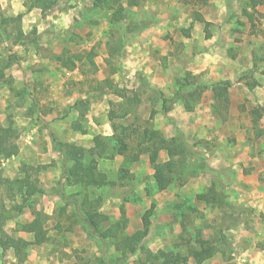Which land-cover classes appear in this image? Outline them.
<instances>
[{
  "label": "rangeland",
  "instance_id": "374dc122",
  "mask_svg": "<svg viewBox=\"0 0 264 264\" xmlns=\"http://www.w3.org/2000/svg\"><path fill=\"white\" fill-rule=\"evenodd\" d=\"M10 1L0 0V128H11L10 141L17 152L0 158V178L13 181L29 176L41 193L22 202L16 189L0 185V228L8 236L31 241V234L17 229L39 212L45 217L48 236L45 243L29 247L23 264H160L159 252L186 255L195 263L192 252L207 246L225 248V231L234 222L257 220L248 202H238L234 196H252L253 187L259 191L246 181L254 172L256 183L264 171L261 173L257 163L244 165L245 161L236 159L226 169L207 165L201 149L210 156L213 150L209 148L219 144L207 140L203 144L196 137L208 136L209 127L216 130L221 122L214 126L207 118L208 107L200 103L210 93L213 97L217 89L214 83L206 84L210 82L207 74L193 75L187 69L199 65L195 61L198 51L212 47L207 33L217 30L228 37V33L234 35L227 41L226 55L237 57L240 67H250L241 75L246 82H256L255 77L264 75V26L258 20L259 12L258 18L249 19L248 0H236V9L227 7L222 22L209 23L207 31L203 23L193 26V16L198 15L193 12L198 6H208L210 0H143L137 7H125L119 23L111 21L105 1L98 5L94 0H56L43 13L28 10L31 0H18L24 11L12 7ZM16 16L21 17L15 21ZM127 23L138 27L127 31ZM90 50L95 69L83 59ZM71 62L74 67L68 69ZM227 67L232 80L237 79L233 66ZM194 90L198 95L193 99L189 94ZM185 102L191 111L185 110ZM178 108L186 118L171 121L167 114L177 113ZM218 108L221 115H227L225 107ZM251 110L252 131L247 133H253V146L260 155L264 108L258 105ZM148 130L158 131L176 153L172 159L165 149L158 154L159 163L171 160L172 164L171 181L164 191L156 189L147 154L126 165L121 155L98 159V171L111 185L85 187L78 180L67 179L64 144L89 150L95 136L110 138L114 144L126 134L132 136L125 138L132 151ZM243 139V144H249L245 134ZM122 167L128 172L125 178L121 177ZM194 178L200 180L199 185L190 184ZM211 191L223 199L224 206L211 207L198 199ZM84 196L87 210L106 216L101 231L124 216L126 227L118 232L117 241L142 231L143 215L153 205L147 232L135 251L116 250L115 240L89 235L79 206ZM0 264H15L10 250H0Z\"/></svg>",
  "mask_w": 264,
  "mask_h": 264
},
{
  "label": "trees",
  "instance_id": "16d2710c",
  "mask_svg": "<svg viewBox=\"0 0 264 264\" xmlns=\"http://www.w3.org/2000/svg\"><path fill=\"white\" fill-rule=\"evenodd\" d=\"M95 3L102 4L103 1L107 3L108 10L110 11L111 21L113 23H119L123 18V11L125 7H137L141 4L143 0H94ZM252 3L251 5L255 6L256 4L260 3V0H250ZM56 0H31L30 6L28 10L31 9H38L41 13L50 10L52 7L55 6ZM21 16H16L14 19L19 20ZM198 19V15H195V19ZM199 22L203 23L205 31H207V27L209 25L208 22L203 21L201 18L198 20ZM138 27V24H130L127 23L125 26V30L127 31H135ZM187 36V34H185ZM207 38L209 34L207 33ZM118 48L123 46L121 40L117 41ZM114 53L113 47L109 51L110 56ZM83 59L88 62L92 69H95V64L93 62L94 53L90 50L88 53L84 54ZM60 63L61 59L58 60ZM80 61V60H79ZM71 65V66H70ZM68 66V69L74 67V63L71 62ZM67 65H65L66 67ZM107 81H104L106 83ZM108 83V82H107ZM111 85L110 83L108 84ZM255 83H247V86L251 88L254 86ZM228 82H221L218 83L215 87V96L217 98V105H221V107L227 108L228 106ZM205 88H208L206 86ZM198 95L196 90L192 91L189 96L195 98ZM82 104L84 102H77ZM76 103V104H77ZM185 110L187 112L191 111V106L185 102ZM152 116V115H151ZM77 129H81L79 125L76 126ZM77 130L76 128H74ZM129 135L124 134L122 137H118L117 141L113 144L110 142V138L102 137V136H95L93 137V147L89 150H85L83 148L77 147L73 144H64L62 146V154L64 156L65 162L68 164L65 169V175L67 179H75L80 182V184L86 186H96L102 187L104 185L110 184L106 179V176L98 171L97 168V160L98 159H112L115 155H121L124 157L123 165L131 164L133 162H137L139 156L142 154H147L149 162L153 168V180L155 182V186L158 192L164 191L167 189L168 185L170 184V177L169 174L171 173V160L163 163L158 162V154L161 149H165L167 151L168 157L170 159L176 155L174 150H172V146H170V142L163 138V136L155 130H148L145 138H141L136 140V145L134 150H129L130 146L126 143L125 138L127 139ZM132 136H129V138ZM138 138L139 135H136ZM12 139V130L9 127L0 128V158H9L16 154L17 148L16 146L10 141ZM122 174V178H125L128 174L127 169L122 167L120 169ZM6 184L13 189H16V192L19 193L22 202H26L28 199L34 197L41 193L40 188L38 187L37 183L29 176L21 177L17 180L9 181L0 178V185ZM215 192L211 191L207 194H201L198 199L202 200L205 203H208L210 206H215L221 208L224 206L223 199L219 196L214 195ZM79 205L83 207V221L87 224L89 229V235L101 240H115V248L116 250H122L124 252H133L135 251L136 245L139 241L145 236L147 232V227L149 225L148 217L152 213V207L149 208L142 218L143 230L136 231L134 234L130 236H126L122 238L120 241H117L118 232L126 227V219L123 218L124 211L121 210L122 219L118 222L114 223L109 228L101 231L100 224L104 220H106V216L101 215L96 211L87 210L89 203L85 199ZM85 208V209H84ZM45 217L37 212L35 217L27 223H23L18 226V231L23 233L31 234L32 240L27 241L23 238H13L11 236L6 235L0 228V250L2 252L6 250H10L12 252V256L15 260V264H23L27 257V251L31 246H38L45 243L48 240L47 231L44 228ZM234 225L238 223L234 222ZM216 248L213 246L201 248L199 251H194L191 253V256L196 259L195 264H200L201 261L204 259H208L212 257V255L216 252ZM161 256V263L160 264H188V256H182L179 254H173L171 252H159Z\"/></svg>",
  "mask_w": 264,
  "mask_h": 264
},
{
  "label": "crops",
  "instance_id": "0c3cea01",
  "mask_svg": "<svg viewBox=\"0 0 264 264\" xmlns=\"http://www.w3.org/2000/svg\"><path fill=\"white\" fill-rule=\"evenodd\" d=\"M251 3L252 2L248 0V5L246 6L249 19L252 21V19L258 18L256 14L259 12L261 13V18L258 20L261 25L264 26V0H260V3L255 6L251 5ZM10 4L12 7H20V9L24 11L22 2H20L19 5L18 0H11ZM227 7L236 9V0H210L208 6L200 7V9L198 6V11L193 12L198 13V19H195V16L192 15L194 17L193 26H195V23H201L198 21L199 18L205 22L218 25L224 19ZM211 9H213V11ZM31 15V13H28V16ZM52 23L56 24V20ZM40 24H42L41 21ZM211 33V38L210 35L208 37V43L212 47L207 51H198L195 61L197 60L199 65H189L187 69L192 72L193 75L201 73L205 76L207 74L205 78L209 79L210 82L207 81L206 84L214 83L213 86L215 87L218 83L227 82L226 80H228L227 115H221L218 111L219 106L217 105V98L215 95L212 97L210 93L206 102L202 98L200 105L208 107L209 110V116L207 118L213 121L214 126H216L217 122L221 123L216 130L209 127V130L212 131H207L208 136H205V133H203L202 136L198 134L201 138L196 137V139H203L202 143L207 140L211 141L212 144H219L215 145L214 148H209L210 151L213 150V154L210 156L206 150L201 149L203 147L200 148L206 157L205 162H207L209 167L226 169V167L233 165L236 159L239 162L245 161L244 165L250 162L249 165L254 166L257 163L256 167L261 170L262 173L264 171V146L262 148V153L258 155V152H260L258 147L253 146V133L247 132L252 131L249 130L251 129L249 123H251L253 119L251 117V109L254 107L256 108L258 105L264 108V75L260 74L258 77H255L254 80H256V82H246L241 75L247 72L246 69H250V67L242 68L239 65L237 57L235 59V56L230 57L227 54V57L226 55V47L229 45L227 41H231L234 35L228 33V37L226 32H218L217 30ZM222 47L224 50L221 49ZM156 49L159 51L160 55H165V52L163 53L164 49L159 47ZM237 54H240V52H237ZM227 66H233V72H237L238 75L237 79L232 80V76L228 73L229 68ZM263 68L259 69V71H262ZM158 71L164 74V69L161 66H159ZM166 72H168L167 69L165 70V73ZM247 83H255V85L249 88ZM157 87H160L159 84H157ZM183 112L182 109L178 108L177 113L172 111L167 114V117L170 118L171 121H178V119L181 120L186 118L187 114ZM261 114L260 118H264V112H261ZM260 118H256V121ZM188 121H190L189 117ZM243 134L246 135L245 140L248 141L249 144H243ZM247 137L249 138L247 139ZM203 144L206 143L204 142ZM261 176L260 179L257 178V182L255 183L253 178L257 177V173L252 172L249 179L246 181L252 185V187L255 185L259 191L253 187V190H250L252 196H234L235 200L238 202H248L247 205H250L249 207L255 210L257 220L254 223L249 222L247 224L242 222L230 227L225 231L227 237L225 248L216 250L212 257L204 259L200 264H264V173L261 174ZM192 181L193 182L190 184H200L198 178H194ZM191 191L195 192L194 188H192ZM193 192H191L190 195ZM241 197H244V199ZM194 198L195 196H185V199L193 200ZM211 207H216V205ZM187 263L195 264L196 261L192 263V260L188 257Z\"/></svg>",
  "mask_w": 264,
  "mask_h": 264
}]
</instances>
